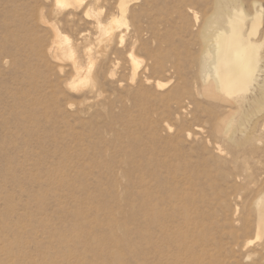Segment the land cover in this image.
I'll return each instance as SVG.
<instances>
[{
    "label": "rangeland",
    "instance_id": "rangeland-1",
    "mask_svg": "<svg viewBox=\"0 0 264 264\" xmlns=\"http://www.w3.org/2000/svg\"><path fill=\"white\" fill-rule=\"evenodd\" d=\"M209 2H130L135 28L94 65L88 90L74 94L59 86L70 68L58 75L33 52L50 40L35 18L42 8L48 19V8L0 0V264H264L247 257L262 242L250 202L264 191V145L242 151L235 180L233 169L211 167L215 148L225 157L229 149L207 140L208 115L229 107L201 96L187 65L192 14L201 18ZM56 26L74 38L88 30L85 19ZM133 35L143 47L133 50L142 61L135 79L125 60ZM159 63L163 91L142 83L162 75ZM168 91L170 101L161 96Z\"/></svg>",
    "mask_w": 264,
    "mask_h": 264
},
{
    "label": "bare ground",
    "instance_id": "bare-ground-1",
    "mask_svg": "<svg viewBox=\"0 0 264 264\" xmlns=\"http://www.w3.org/2000/svg\"><path fill=\"white\" fill-rule=\"evenodd\" d=\"M132 1L115 0L114 4H103L106 3V0H41L43 6L48 8L49 18L44 17L41 8L40 15L35 17L36 23L49 31L50 40L43 46L42 43L36 41L33 52L35 55H40L41 61L51 64L54 72L58 75L65 73L67 70L65 65L70 68L72 74L69 81L66 80L65 83L60 82L59 84L63 90L74 94L88 90L94 65L103 61L108 51L112 50L114 46L124 45L129 32L128 27L135 28V24L139 20L137 10L135 11V7L130 4ZM108 5L109 7L105 8ZM78 12H82V17H77ZM192 16L197 30L187 48L186 57L189 71L201 96L210 100L212 104H225L229 107L227 111L208 115L207 140L211 139L216 144L222 142L229 149L228 155L226 154L225 157L220 147L214 146L216 148L211 157H214L215 160L210 165L219 174L222 173L218 170L223 168L233 169V173H230L227 178L235 180L242 176L241 173H236L235 169L244 173V162H240L242 151L253 147L256 142H261L264 145V115L254 120L258 113L264 111V14H262L261 4L257 0L245 4L242 0H210L201 18H198L195 13ZM80 19H85L88 30L86 33L80 32L75 38L62 34L56 26L57 22L70 25ZM128 19L131 20V24ZM132 38L134 41L131 43V49L125 55V60L129 64L133 79H135L142 61L134 54L133 50L136 47L139 49L143 47L140 45L138 37L133 35L129 40ZM173 48L175 51L178 50ZM189 49L193 51L190 52ZM154 70L162 75L154 81L145 79L142 83L144 85L152 84L156 91H163L168 85V82L162 83L167 80L166 71L160 63L156 64ZM95 87V84L91 86L89 94L96 93ZM140 95L143 96V94ZM161 96L170 101L174 94L168 91ZM193 112L199 116L207 113L206 110L198 106L194 107ZM207 140H202L203 147L209 143ZM209 173H205V175ZM250 206L255 212L251 230L255 234V239H261L262 242L257 249L250 250L247 257L253 256L254 259L262 261L264 260V191L256 193ZM236 212L237 209L231 212L230 220L236 215ZM164 216L166 215L164 214ZM197 226L199 227V225ZM160 230L162 231V228ZM173 241L175 240L173 239ZM252 242L248 239L244 243V247H249ZM116 254V252H112V255Z\"/></svg>",
    "mask_w": 264,
    "mask_h": 264
}]
</instances>
